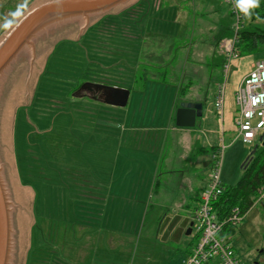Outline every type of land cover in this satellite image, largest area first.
<instances>
[{"label":"rangeland","instance_id":"rangeland-1","mask_svg":"<svg viewBox=\"0 0 264 264\" xmlns=\"http://www.w3.org/2000/svg\"><path fill=\"white\" fill-rule=\"evenodd\" d=\"M41 1L0 0V33ZM255 24L264 28V20ZM230 25L222 0H129L42 49L28 63L26 103L20 71L1 128L18 202L17 264H182L211 146L225 145L220 179L234 186L259 144L260 133L249 143L238 137L235 92L264 59V45L231 58L225 74L220 43ZM113 85L128 91L125 104L82 92ZM220 86L222 118L214 106ZM182 101L202 103L194 127L175 124ZM232 245L255 264L264 200L244 214Z\"/></svg>","mask_w":264,"mask_h":264},{"label":"water","instance_id":"water-1","mask_svg":"<svg viewBox=\"0 0 264 264\" xmlns=\"http://www.w3.org/2000/svg\"><path fill=\"white\" fill-rule=\"evenodd\" d=\"M129 0H45L27 10L0 39V264H17L18 223L11 196L10 181L3 159L1 128L6 92L12 81L25 68L24 103L27 100L28 63L32 66L35 56L49 43L74 26L85 29L90 20L102 16ZM79 30V31H80ZM79 34V32H78ZM123 91V102L128 91ZM202 115L201 102H181L175 113L178 127H194ZM264 146L263 136H259ZM257 145L242 164L253 155ZM190 221L186 235L191 233Z\"/></svg>","mask_w":264,"mask_h":264},{"label":"built area","instance_id":"built-area-1","mask_svg":"<svg viewBox=\"0 0 264 264\" xmlns=\"http://www.w3.org/2000/svg\"><path fill=\"white\" fill-rule=\"evenodd\" d=\"M231 14L230 34L221 40L220 48L226 64L224 73H227L231 58L239 55V33L245 27L247 20L238 16L234 10L232 0H222ZM238 137L243 142H252L258 133L264 138V59L254 62L253 68L241 80L235 92ZM215 109L223 117L224 86L218 88L214 100ZM261 141L259 140V144ZM225 145L214 148L211 157V172L208 183L198 194V205L192 211V229L197 227L192 237L196 240L191 245L188 256L182 264H244L232 245L233 235L227 232V227L237 228L245 213L237 206L230 207L228 212L221 216L214 207V203L224 191L220 179L222 152ZM256 201L264 200V185L255 196ZM254 199V201H255ZM190 233V234H191Z\"/></svg>","mask_w":264,"mask_h":264},{"label":"trees","instance_id":"trees-1","mask_svg":"<svg viewBox=\"0 0 264 264\" xmlns=\"http://www.w3.org/2000/svg\"><path fill=\"white\" fill-rule=\"evenodd\" d=\"M246 20L245 27L239 33L240 40L237 46L239 55L251 53L258 50L259 45H264V28L255 24L256 20H264V0H260L259 8L252 10L251 19ZM229 34V28L225 27L224 37ZM145 72L146 75L147 71L145 70ZM243 168L244 173L239 181L234 186H225L223 193L214 203L215 210L221 216L225 215L233 206L239 207L242 213H246L254 204L258 189L264 185V146L257 145L253 155H250ZM198 194L197 191L195 199H198ZM236 229L227 227V232L234 235ZM195 240L196 238L193 237L191 245ZM254 263L264 264V246L258 250Z\"/></svg>","mask_w":264,"mask_h":264},{"label":"crops","instance_id":"crops-1","mask_svg":"<svg viewBox=\"0 0 264 264\" xmlns=\"http://www.w3.org/2000/svg\"><path fill=\"white\" fill-rule=\"evenodd\" d=\"M41 2H44V1H41ZM40 2V3H41ZM33 6H35V4L34 5H32V6H30L28 9H26L25 11H23L22 13H21V15H18L15 19H16V21L27 11V10H29L31 7H33ZM15 21V22H16ZM14 22V23H15ZM13 23V24H14ZM13 24H11L9 27H7L5 30H3L2 31V33H0V39L2 38V36H3V34H5L10 28H11V26L13 25ZM112 87H119V88H121L120 86H117V85H113ZM105 89V88H104ZM109 89H111V88H109ZM112 90V89H111ZM83 92V95H86V96H89L90 98H92V99H94V97H100V98H106L107 96L103 93V94H99L98 92H93V91H91V90H83L82 91ZM109 97H111L110 99H108V100H110V103L109 104H119V103H122L123 102V98L121 97V96H119V94H116V93H114L113 91H111V93H110V96H108V98ZM96 99H99V98H96ZM126 101H127V99L125 100V103H126ZM124 103V104H125ZM188 132H189V136H191V134L193 133L192 132V130H187ZM186 131V132H187ZM218 145H212L211 146V150L212 149H214V148H216ZM211 152V151H210ZM210 163V160H207L206 161V164H209ZM26 187V186H25ZM203 187H200L199 188V190H201ZM26 191H30V192H32V189L31 188H26ZM11 196H12V188H11ZM12 200H13V202L15 203V204H17L16 205V207L18 206V202H16L14 199H13V196H12ZM85 224L84 223H82V222H80L79 223V225L78 226H84ZM189 225V224H188Z\"/></svg>","mask_w":264,"mask_h":264},{"label":"clouds","instance_id":"clouds-1","mask_svg":"<svg viewBox=\"0 0 264 264\" xmlns=\"http://www.w3.org/2000/svg\"><path fill=\"white\" fill-rule=\"evenodd\" d=\"M234 10L238 16L251 19L252 10L260 7V0H232Z\"/></svg>","mask_w":264,"mask_h":264},{"label":"flooded vegetation","instance_id":"flooded-vegetation-1","mask_svg":"<svg viewBox=\"0 0 264 264\" xmlns=\"http://www.w3.org/2000/svg\"><path fill=\"white\" fill-rule=\"evenodd\" d=\"M94 85V84H93ZM96 85V84H95ZM109 88H111V89H109ZM106 90H100V91H97L99 94H105V95H107V96H110V93H111V91H113L114 93H116V94H119V96H121L122 98H123V91L119 88V87H106L105 88ZM89 90H91V91H96L94 88L93 89H89ZM183 102V101H182ZM180 103L181 102H179L178 103V105L176 106V109L179 107V105H180Z\"/></svg>","mask_w":264,"mask_h":264}]
</instances>
